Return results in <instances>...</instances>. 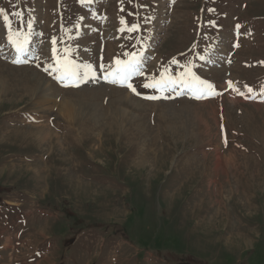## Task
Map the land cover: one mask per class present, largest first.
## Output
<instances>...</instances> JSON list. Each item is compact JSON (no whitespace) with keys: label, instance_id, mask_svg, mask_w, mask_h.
<instances>
[{"label":"rangeland","instance_id":"374dc122","mask_svg":"<svg viewBox=\"0 0 264 264\" xmlns=\"http://www.w3.org/2000/svg\"><path fill=\"white\" fill-rule=\"evenodd\" d=\"M0 8L31 52L13 63L0 15V264H264V0ZM54 38L95 78L46 72ZM132 53L136 93L104 78ZM189 68L215 94L144 87Z\"/></svg>","mask_w":264,"mask_h":264},{"label":"snow or ice","instance_id":"6c2138e0","mask_svg":"<svg viewBox=\"0 0 264 264\" xmlns=\"http://www.w3.org/2000/svg\"><path fill=\"white\" fill-rule=\"evenodd\" d=\"M84 2V0H82ZM90 2V0H88ZM4 9L0 8V15H3ZM19 15V14H17ZM3 19L6 24H8L9 31L7 35L8 43L15 49L17 56L13 60V63H21L23 62L21 60V56L24 55L28 51V36L23 35L18 30L13 31L11 29V26L9 24V17L7 15H3ZM126 22L124 20H121V24L124 25ZM28 28L31 29V23L28 24ZM125 28H122L121 31H124ZM128 31H136L137 25H132L130 28H127ZM23 38L21 39V37ZM57 41L55 38L52 40L53 44V59L55 60V63L50 65L49 68H45L44 70L46 72H49L50 69L56 73L55 79L59 81L60 83L64 84L65 86H68L69 84L73 86H78L79 83L87 80L91 74V77L95 78V68L91 64L86 65H76L71 60L59 58L57 56V49L55 47ZM125 55H128L127 53ZM201 59H204V57H200ZM172 63H177V61L173 60ZM115 69L113 71H109L105 75V79L109 80L111 83H119L122 86H127L129 89H131L134 93H136V88L133 86V84L130 82L131 78L135 75L140 74V65H141V59L136 53L131 54V58L127 61L117 59L115 61ZM101 70H103V67H101ZM167 69H165L164 72L161 73L160 79L153 78L152 83H147L144 85V87H151V88H157L160 91H165L168 88H175L177 84H180L183 87H187L193 91L194 94H196V98L200 99L204 95L208 94H215L213 91V85L207 81L201 80L199 77L195 75L194 72L191 71V69H187L182 76H178L173 78L170 75H166ZM229 85H231V82H229ZM249 92L252 91L251 88L248 89ZM198 93V94H197ZM138 94V93H137ZM148 99H158L159 97L156 96H150L147 97ZM225 146H227V139L225 137Z\"/></svg>","mask_w":264,"mask_h":264},{"label":"bare ground","instance_id":"6f19581e","mask_svg":"<svg viewBox=\"0 0 264 264\" xmlns=\"http://www.w3.org/2000/svg\"><path fill=\"white\" fill-rule=\"evenodd\" d=\"M27 52H28V53H31L29 50H28ZM16 56H17V53H16ZM16 56L13 57V58L15 59ZM43 87H44V84H43V83H42V84L40 83V84H39V89H40V91H41L42 94H39V98H40L42 95H44V94H43V93H44ZM77 103H78V102H77ZM77 103H76V104H77ZM80 104H81V103L79 102L78 105H80ZM64 108H65V110H66L67 112H74V111L72 110V105H70V106H65V105H64ZM118 109H120V110H118V114H120V116H121V114H122V118H126L127 115H128L126 109L123 108V107H121V106H119ZM72 118H73V116H72ZM42 128H43V127H42ZM46 137H47V136H46ZM40 138H41V137H40Z\"/></svg>","mask_w":264,"mask_h":264}]
</instances>
